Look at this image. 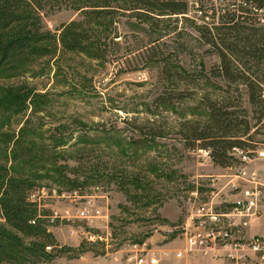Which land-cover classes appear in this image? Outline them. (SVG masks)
Segmentation results:
<instances>
[{
  "label": "rangeland",
  "instance_id": "obj_1",
  "mask_svg": "<svg viewBox=\"0 0 264 264\" xmlns=\"http://www.w3.org/2000/svg\"><path fill=\"white\" fill-rule=\"evenodd\" d=\"M25 2L20 22L6 34L37 32L47 39L33 55L0 70V150L7 167L30 189L101 198L95 205L108 218L109 251L128 241L170 242L161 237L183 222L190 192L197 186L202 197L209 178L226 172L207 150L187 147L185 124L208 120V100L229 102V110L247 116L252 141L264 143V128L257 125L261 99L250 103L244 79L218 76L217 46L205 41L190 16L150 12L135 0ZM251 27L264 48V28ZM69 30L83 36V52L62 46ZM226 53L234 70L264 84L262 56ZM150 132L162 137L149 143ZM251 167L262 171L264 182V162ZM45 203L43 216L60 212L69 200ZM25 204L28 217H36V207L27 198ZM71 226L73 234L66 224L41 217L15 230L0 218V264H105V245L83 236L104 238L105 229Z\"/></svg>",
  "mask_w": 264,
  "mask_h": 264
},
{
  "label": "built area",
  "instance_id": "obj_2",
  "mask_svg": "<svg viewBox=\"0 0 264 264\" xmlns=\"http://www.w3.org/2000/svg\"><path fill=\"white\" fill-rule=\"evenodd\" d=\"M184 16H190L210 32L235 22L264 28V7L251 0H185ZM233 18L231 22L230 19ZM261 88L262 113H264V84ZM264 128V115L259 122ZM233 164L225 167V174L211 176L208 189L201 197L197 186L187 200L188 210L183 222L168 230L161 239L172 238L178 247L172 252L176 261L200 258L207 261H225L229 264H264V235L248 233L254 222L264 221V182L257 169L251 167L255 160L264 162V143L254 147H233L229 152ZM252 169V170H251ZM193 184L198 185L197 181ZM44 187H34L27 192L28 202L36 207V219L46 217L49 223L60 221L69 232L77 230L71 225L85 222L87 226L104 230V238L98 234L83 235L90 241L99 240L105 245V264H161V257L168 256L162 245H154L150 239L128 241L119 250L109 251L111 233L107 228V215L95 205L98 198L84 196L80 190L59 192ZM61 198L69 205L60 212L51 209L47 216L41 215L47 207L46 200ZM79 228V227H77ZM81 231V229H80ZM83 231V230H82ZM83 234V233H82ZM85 234V233H84ZM169 241V240H168ZM163 242V241H162Z\"/></svg>",
  "mask_w": 264,
  "mask_h": 264
},
{
  "label": "trees",
  "instance_id": "obj_3",
  "mask_svg": "<svg viewBox=\"0 0 264 264\" xmlns=\"http://www.w3.org/2000/svg\"><path fill=\"white\" fill-rule=\"evenodd\" d=\"M140 5L152 11H167L171 14L186 11V4L175 0H135ZM259 7H264V0H251ZM25 0H0V70L7 63H14L23 60L35 53V46L42 41L41 36H9L6 31L15 23L20 22ZM149 11V10H148ZM233 21V18L230 19ZM223 31L215 36L207 28L202 27L204 39L207 43L217 46L220 64L218 67V76L226 81L244 79L248 89V96L251 104H256L261 99V88L253 76L244 70L240 73L233 68V62L228 56V52H242L245 55L262 56L264 58V48H260L258 42L254 39L252 27L235 22L230 25H223L218 28ZM248 32V37H240V33ZM252 33V34H251ZM69 38L62 39V46L66 50L83 52V36L73 32ZM251 35L254 42H251ZM233 37V42H228V37ZM239 42L246 44L241 47ZM251 52V53H250ZM262 102V99H261ZM229 102L207 101L208 120L204 123H186L184 128V141L189 149L195 147L205 149L209 152L210 160L217 166L227 167L233 162L229 152L233 147L246 146L254 147L250 131L252 127L247 116L240 118V115L229 110ZM262 115V107L257 125ZM148 142H153L156 137H162L159 134H148ZM8 159L0 150V218L12 229L22 230L28 225L32 216L28 217L25 198L30 190L29 184L22 178L19 172L10 170ZM28 224V225H27ZM3 233L0 230V248L3 240Z\"/></svg>",
  "mask_w": 264,
  "mask_h": 264
},
{
  "label": "crops",
  "instance_id": "obj_4",
  "mask_svg": "<svg viewBox=\"0 0 264 264\" xmlns=\"http://www.w3.org/2000/svg\"><path fill=\"white\" fill-rule=\"evenodd\" d=\"M260 174H262V171L260 169L257 170ZM248 233L250 235L252 234H260L264 235V221L260 222H254L251 227L248 230ZM165 250H168V256L161 257V264H229L225 261H207L202 260L200 258H196L194 260H182V261H176L173 258V251L178 247V244L175 241H170L163 246Z\"/></svg>",
  "mask_w": 264,
  "mask_h": 264
}]
</instances>
